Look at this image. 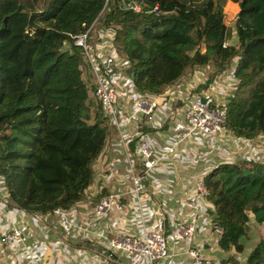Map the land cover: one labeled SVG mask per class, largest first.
<instances>
[{
	"label": "trees",
	"instance_id": "1",
	"mask_svg": "<svg viewBox=\"0 0 264 264\" xmlns=\"http://www.w3.org/2000/svg\"><path fill=\"white\" fill-rule=\"evenodd\" d=\"M227 1L237 6L232 29ZM131 2L139 10L122 8ZM88 29L111 42L141 94H160L200 67L209 70L201 88L229 71L236 85L225 104L226 129L245 139L264 136V0H0V188L7 208L68 210L93 181L92 163L112 126L82 49L72 44ZM203 180L221 229L218 246L243 255L249 223L264 222V161L219 162ZM244 264H264V235Z\"/></svg>",
	"mask_w": 264,
	"mask_h": 264
},
{
	"label": "built area",
	"instance_id": "2",
	"mask_svg": "<svg viewBox=\"0 0 264 264\" xmlns=\"http://www.w3.org/2000/svg\"><path fill=\"white\" fill-rule=\"evenodd\" d=\"M122 8L139 10V6L132 2L122 4ZM109 42L106 37L103 40L97 37L93 43L89 29L77 37H72V44L81 47L83 58L90 66L95 80V98L112 128L116 130L119 139V150L126 162L130 182L128 194L134 198L138 207L136 232L111 233V225L106 226L103 232L91 231L88 228L85 214L91 213L94 219L106 223L114 212L121 213L123 211L120 199L121 193L114 191L101 194L97 199H93V192L89 193L68 210L55 208L48 214L37 213L34 215L18 210V213L28 215L37 222L43 218L53 217L65 228L70 229V233L74 237L73 243L80 244L88 241L94 246L93 249L83 245L73 246L77 251V256L81 257L79 263L70 261V264H110L113 263L111 260L119 264H170L175 253H178V251L171 249V244L182 247L181 253L189 258V264H212L209 258L202 255V245L196 240L197 224L194 215L186 221L177 222L171 228L169 234L166 235V230L162 226L154 228L145 221L146 214L142 208V198L145 195L152 173L162 163L169 161L170 154L175 151L176 145L192 137V135L201 134L213 138L230 135L244 140L252 139L236 136L226 129L225 104L227 100L221 104L218 102L219 100L211 97L212 93L208 95L202 92L203 87L200 86L206 82L208 77L202 82L200 79L202 75H199L197 80L194 79L192 85L185 83L184 88V82L180 84V81L163 91L166 93L172 86L175 87L171 98L166 100L165 103L166 113L168 115L172 114L174 118L170 119L172 130L178 127L173 143L168 144L162 150L153 148L144 137H139L140 134L137 133L134 138L132 152L130 148L132 140H126L124 129L136 130L141 123L144 125L151 124L152 127H155L162 121L156 118V102L149 94H141L133 86L131 92L136 94L134 99L131 98L130 91L120 89L122 84L118 81L120 58ZM65 46H69V43H66ZM107 46L108 49H103ZM206 75L208 74L206 73ZM216 78L217 81L212 82V84L209 83L211 92L217 89L224 82V79L232 77H230L229 71H224ZM178 101L183 103L179 112L175 108ZM178 114L181 117H177ZM203 177L196 181L195 196L187 201L190 208L196 209L199 200H207L208 192ZM5 200V193L0 188V213L4 209L6 211L16 209L7 208ZM214 229L219 236L221 229L215 226ZM22 236V228L15 223H11L0 233V245L10 246L14 241L21 239ZM25 252L31 257L30 261L33 264H38L34 260V256L38 253L36 248L33 249L32 247L30 250H25ZM81 258H84V260L80 262ZM0 264H2L1 261Z\"/></svg>",
	"mask_w": 264,
	"mask_h": 264
},
{
	"label": "crops",
	"instance_id": "3",
	"mask_svg": "<svg viewBox=\"0 0 264 264\" xmlns=\"http://www.w3.org/2000/svg\"><path fill=\"white\" fill-rule=\"evenodd\" d=\"M97 37L101 40V32L92 35L93 43ZM111 42H109L110 44ZM105 47L103 49H108ZM118 55V53H117ZM118 69V81L121 84L120 89H126V81L131 80L134 73L128 72L129 67L124 66L122 57ZM202 67L198 68L192 75L185 77L180 82L192 85V82L201 76ZM133 75V76H132ZM130 76V77H129ZM217 79V78H216ZM215 79V81H217ZM201 81V80H200ZM132 83V82H131ZM214 83V82H213ZM212 84V83H211ZM175 87L172 86L166 93L150 95L156 102V114L160 122L152 127L151 124H140L136 130L124 129L126 140L130 142V148L133 152V142L137 133L139 137H144L151 147L164 149L168 144H172L176 131L170 126V119H174L172 114L166 113L165 104L159 105L161 100H169L174 93ZM205 94L210 95V86L207 89H201ZM159 102V104H158ZM182 102H176V110L179 112L182 108ZM177 117H181L178 114ZM264 137H258L252 140L235 138L230 135L213 138L201 134H194L176 145L175 151L170 154L169 161L162 163L155 172L152 173L150 182L142 198V208L145 221L154 228L162 226L169 234L171 228L179 221H186L190 216L196 217L197 233L196 240L202 245V255L209 258L212 264H244L246 255L258 243L257 238L264 235V222L257 224L253 221L249 223L247 237L244 240L245 252L243 255L237 254L233 248L223 250L218 246L217 232L214 229L212 221L213 206L208 200H199L196 209L190 208L187 201L196 194V181L203 177L219 162H236L240 159H253L264 161V152L255 147H262L260 141ZM258 141V142H257ZM94 171L93 181L87 189L86 195L93 192V199H97L101 194L109 191L121 193V204L123 211L114 212L105 223L97 221L91 216V213L85 214L88 228L91 231L103 232L110 225V232H136V222L138 221V207L134 198L128 194L130 185L127 174L126 162L121 156L119 150V139L116 130L111 128L103 150L92 163ZM13 217L10 210L0 213V233L11 223H15L22 228L23 236L14 241L10 246L0 245V261L2 264H33L25 250L37 249L38 253L34 260L38 264H70V261L79 263L76 249L77 243H73V235L70 229L65 228L55 218H43L38 222L28 215L15 213ZM260 236V237H259ZM72 242V243H71ZM79 244V243H78ZM171 249L178 251L171 259L170 264H189V258L181 253L182 247L177 244H171ZM173 250V252H175ZM36 258V259H35ZM84 258H81L80 262ZM84 264V263H82Z\"/></svg>",
	"mask_w": 264,
	"mask_h": 264
},
{
	"label": "rangeland",
	"instance_id": "4",
	"mask_svg": "<svg viewBox=\"0 0 264 264\" xmlns=\"http://www.w3.org/2000/svg\"><path fill=\"white\" fill-rule=\"evenodd\" d=\"M224 11L226 14V20H225L226 25L231 29L234 28L233 26H234V22H235V18H236L235 16H236V12H237V6L233 2L227 1L224 5ZM232 41L234 42V39H232ZM200 71L202 73V77H200V79L202 80V82H204L206 80V78L208 77V75H206V73L209 70L202 67V69ZM223 81L224 82H222V84H220L217 87V89H215L211 92L212 93L211 97L213 99L219 100L218 102L221 104H222V102L227 100L228 95L233 91V87L236 85V82H233L234 79H232V78L224 79ZM209 86H206V88H203V89H207ZM124 87L128 91H130L131 98L135 99L136 94H133L131 92V88L133 87L131 80L126 81V84L124 85ZM162 103L165 104L166 102L164 100H161L160 104L158 102V104L161 106L163 105ZM260 138H262V137H260ZM260 145H262V147H264V140L260 141ZM255 148L259 151L264 152V148H261V147H255ZM14 211H15V213H18V209H15ZM10 213L13 217L15 216V214L12 210H10ZM257 239L259 242L261 238H257Z\"/></svg>",
	"mask_w": 264,
	"mask_h": 264
},
{
	"label": "water",
	"instance_id": "5",
	"mask_svg": "<svg viewBox=\"0 0 264 264\" xmlns=\"http://www.w3.org/2000/svg\"><path fill=\"white\" fill-rule=\"evenodd\" d=\"M133 76V75H132Z\"/></svg>",
	"mask_w": 264,
	"mask_h": 264
}]
</instances>
